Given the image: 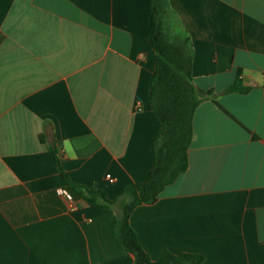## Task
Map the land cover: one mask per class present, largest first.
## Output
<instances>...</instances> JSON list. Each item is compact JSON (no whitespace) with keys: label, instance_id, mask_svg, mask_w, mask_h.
<instances>
[{"label":"crops","instance_id":"crops-1","mask_svg":"<svg viewBox=\"0 0 264 264\" xmlns=\"http://www.w3.org/2000/svg\"><path fill=\"white\" fill-rule=\"evenodd\" d=\"M172 40L193 46L189 167L130 225L151 260L264 264V0H169ZM150 0H0V264H135L109 209L153 169ZM251 88L227 93L237 80ZM69 193V192H68Z\"/></svg>","mask_w":264,"mask_h":264},{"label":"trees","instance_id":"trees-1","mask_svg":"<svg viewBox=\"0 0 264 264\" xmlns=\"http://www.w3.org/2000/svg\"><path fill=\"white\" fill-rule=\"evenodd\" d=\"M150 14L152 24L149 40L156 52L151 101L161 129L156 142L154 166L148 180L142 184L126 186L110 201L102 190L73 183L60 162L59 171L73 198L103 209L119 204L121 215L114 217L112 232L119 248L135 257V264H203L202 255H176L170 251H163L157 261L151 260L130 225L131 214L138 206L156 203L163 190L188 170L194 116L201 102L193 83L191 40H172L169 35L168 23L173 16L169 0H150ZM250 89L238 79L226 92L246 94Z\"/></svg>","mask_w":264,"mask_h":264},{"label":"built area","instance_id":"built-area-1","mask_svg":"<svg viewBox=\"0 0 264 264\" xmlns=\"http://www.w3.org/2000/svg\"><path fill=\"white\" fill-rule=\"evenodd\" d=\"M62 194H64L66 196V198L68 199V201L70 202L71 208L75 209V205H74V201H73L72 196L66 191H62Z\"/></svg>","mask_w":264,"mask_h":264}]
</instances>
